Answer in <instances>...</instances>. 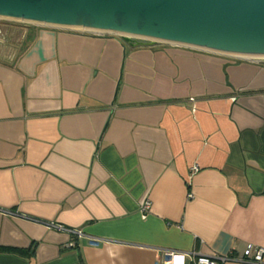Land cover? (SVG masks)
Here are the masks:
<instances>
[{
	"label": "crops",
	"instance_id": "1",
	"mask_svg": "<svg viewBox=\"0 0 264 264\" xmlns=\"http://www.w3.org/2000/svg\"><path fill=\"white\" fill-rule=\"evenodd\" d=\"M1 41L0 264H250L264 62L34 24Z\"/></svg>",
	"mask_w": 264,
	"mask_h": 264
},
{
	"label": "water",
	"instance_id": "2",
	"mask_svg": "<svg viewBox=\"0 0 264 264\" xmlns=\"http://www.w3.org/2000/svg\"><path fill=\"white\" fill-rule=\"evenodd\" d=\"M0 18L264 62V0H0Z\"/></svg>",
	"mask_w": 264,
	"mask_h": 264
},
{
	"label": "built area",
	"instance_id": "3",
	"mask_svg": "<svg viewBox=\"0 0 264 264\" xmlns=\"http://www.w3.org/2000/svg\"><path fill=\"white\" fill-rule=\"evenodd\" d=\"M193 171H198V167H193ZM151 209V202L146 201L142 207V213L146 216ZM80 236L82 234H79ZM73 243H70L72 246ZM191 259L194 264H222L223 262L229 260V256H206L201 253L193 252L191 253ZM178 253L174 251H169L165 255V259L157 264H183L177 261ZM239 261L247 262L250 264H262L264 262V246L248 245L244 252V255L238 258Z\"/></svg>",
	"mask_w": 264,
	"mask_h": 264
},
{
	"label": "rangeland",
	"instance_id": "4",
	"mask_svg": "<svg viewBox=\"0 0 264 264\" xmlns=\"http://www.w3.org/2000/svg\"><path fill=\"white\" fill-rule=\"evenodd\" d=\"M26 23L21 21L7 20L0 18V34L1 43L7 50L18 47L24 37V29ZM4 36V37H2Z\"/></svg>",
	"mask_w": 264,
	"mask_h": 264
}]
</instances>
